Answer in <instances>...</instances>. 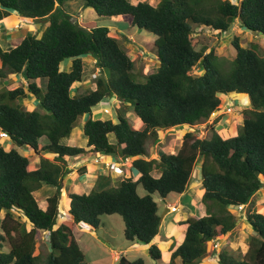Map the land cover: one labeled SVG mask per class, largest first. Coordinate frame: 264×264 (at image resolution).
<instances>
[{
    "label": "trees",
    "instance_id": "16d2710c",
    "mask_svg": "<svg viewBox=\"0 0 264 264\" xmlns=\"http://www.w3.org/2000/svg\"><path fill=\"white\" fill-rule=\"evenodd\" d=\"M67 1L0 0V20L16 13L46 25L40 36L30 32L10 49L0 44V79L22 74L27 81L0 86V130L8 132L15 144L6 149L0 141V213L6 210L11 216L17 210L32 225L28 230L26 223L12 226L3 221L0 264H87L73 226L98 228L102 217L112 214L122 218L126 240L147 244L151 257L161 261L162 251L154 242L161 225L157 199L184 192L200 159L205 213L184 221V239L169 264H199L211 257L214 241L241 222L232 210L241 204H247L245 219L253 231L249 248L245 253L230 247L220 250L218 264H264V212L251 207L256 193L264 189V53L256 44L243 46L234 36L235 53L227 61L214 46L196 48L192 38L195 25L227 31L236 19L246 30L264 36V0H160L157 5L84 0L99 16H121L132 27L155 35L160 64L153 72L141 74L142 79L122 40L95 21L73 20L65 8ZM88 55L100 70L90 81L95 88L74 87L84 81ZM67 60L69 69L63 66ZM198 66L203 72L194 75L192 70ZM38 79L46 80L45 92ZM232 92L250 98L237 135L222 137L215 129L217 117L210 135L199 138L187 131L176 153L162 152L158 159L151 156L149 145L159 140L160 129L193 127L209 119L221 108V95ZM28 94L40 99L43 110L28 108ZM108 94L127 103L142 126L137 128L120 111L116 121L110 116L94 118L93 108ZM79 122L87 147L63 142ZM17 146L31 149L39 166L34 168ZM91 151L132 158L141 175L115 183L109 174L100 175L98 186L90 192L68 194L67 218L59 222L70 160ZM155 168L161 171L159 177L152 174ZM44 184L55 187L46 209L35 196ZM140 187L145 193H140ZM38 243L45 248L36 253ZM117 264L146 262L122 255Z\"/></svg>",
    "mask_w": 264,
    "mask_h": 264
},
{
    "label": "rangeland",
    "instance_id": "374dc122",
    "mask_svg": "<svg viewBox=\"0 0 264 264\" xmlns=\"http://www.w3.org/2000/svg\"><path fill=\"white\" fill-rule=\"evenodd\" d=\"M131 1L133 3H138L139 1H148L151 4L157 5L160 0H131ZM232 1L240 3L241 0H232ZM65 8L67 9V11H69L72 14L73 20L77 21L80 24H84L85 22H88V21H95L98 25L109 27L111 29L110 34L121 39L124 45L126 46V49L129 55L132 57V59L135 62V72L137 75L140 76L138 77L139 79H142L141 74L146 75L150 72H153L159 66L160 61L157 58L156 48L154 47L155 35L149 32L148 30L140 29L137 26L132 27L128 23V21L124 20L122 17L113 18V17L99 16L91 6H85L84 0H68L67 3L65 4ZM18 18L21 20H18ZM5 20L7 21L10 28L8 26L7 28L4 24H0V44L2 45L3 48H7V49L8 47L12 45H16L18 41L21 40L22 37H24L26 34L30 32L36 33L38 36H40L46 27V25H44L43 22H38L34 19H30V18H26L22 16L19 17L18 14L16 13H13L9 17H6ZM234 36H238L240 38L241 44L243 46H249L250 44H256L258 45V48L260 49V51L264 53V36L256 34V33L254 34L253 32L246 30L244 27L241 26V23L238 19L234 21V24L227 31H218L210 27H206L202 25H195L194 31L192 33L193 42L196 48L199 49L203 46H208V47L214 46L218 55H220L221 58L227 61L231 60L235 53V49L233 45L231 44V41L234 38ZM94 63H95V59H93L92 56L88 55L84 57V69L86 71V75H85L84 81L81 84L80 83L75 84L74 87L79 86L80 88H86L87 86L90 85L95 88V85L93 84V82L91 83L90 81L94 80V74L95 75L100 74V70L99 68L94 67ZM63 64H64L63 65L64 68L67 69V66L68 65L70 66V60L65 61ZM202 72L203 70L199 66L195 67L192 70V73L194 75H200L202 74ZM15 75H17L20 78L24 77L22 74H15ZM13 80L14 81L18 80V78L10 79L8 82L9 83L14 82ZM1 81L5 82L6 80L0 79V83ZM8 82L6 81L2 85L5 87L7 85L6 83ZM24 82L27 83V81H24ZM37 84L40 86L43 92H45L46 80L38 79ZM75 91L76 90L73 89V92ZM227 95H228V98H227L228 101L230 102L231 106L235 110L232 113H228L229 116L225 117V119L227 120V119L233 118L234 116L237 119L236 116L240 115V112L242 113V116H243L242 108L243 106H245L244 97H246V99L247 98L250 99L249 96L247 94H241L238 92L229 93ZM28 96L29 98L31 97L30 94H28ZM222 101H223V107H226L227 105L226 101L224 100ZM26 104L29 105L28 102H26ZM34 104L36 106V109L43 110L42 106L40 105V99L38 97H35ZM112 104L114 105V107L110 108V112H106V113L107 115H111L113 118H115V120L118 116L117 115L118 111L123 112V114H125L127 117H129L128 114L130 112L134 113L133 109H131L130 107L128 108L127 103L120 102L121 107H118L116 104H114V102H112ZM101 105H102V108L109 106V104H104V102H102ZM221 112H223V110H221ZM215 118L216 117H210L209 119L203 120L201 123H198L193 127H190L188 125L186 126L182 125L178 129L176 127L175 129H172L170 132H168L167 135L166 134L163 135L162 133L163 135L162 138L164 137L163 139L164 141H166L165 143H163L165 147V148L163 147V149L165 151H168V153H171L173 150L175 151L178 150L180 147L179 142L182 139L181 143H183V139H184L183 137L187 131L193 132L194 137H199V138L202 136L204 137V136L210 135V132H211L210 126L211 124L212 125L214 124ZM131 119H133V117H131ZM226 123H227L226 121H223V123H217L216 125L214 124L216 127L215 129H217L219 131L218 133L221 134V136L224 138L232 137L231 134L225 135L224 132L222 131L223 128L226 126ZM241 123H243V120L238 122V124L236 123V125H239ZM80 124L81 122H79V124L75 126L70 136L63 140L64 143L87 147V143H86L87 138L83 134L82 126H80ZM137 126L140 128L142 125H140L139 123L137 124ZM171 136L175 137L174 141H172ZM114 139L115 138H113V140ZM176 139L178 140V142L176 141ZM162 146L163 145L162 144L160 145V143L157 141L153 144H150L149 149L152 153L157 154V155L159 154V157H160V151L162 150ZM17 148L20 150V152L30 157L33 162L34 157H36V154L33 151L25 147H21V146H17ZM76 157H73L70 160L69 167L71 171L68 173V175L64 179V188H63L64 193H63L62 198L68 197V194L72 192L80 193L79 187L81 184H83L82 182L84 181V178L86 179L89 178L87 174H84L86 172H82V168L84 166L83 164H80L81 163L80 158H78V156ZM94 161H95L94 159H90L89 161H85L83 163L91 169V167L93 166L92 163ZM94 186H98V180ZM65 187L67 190L65 189ZM54 190H55V187L45 184L44 188L38 191H35V195L39 201V204L43 206V202H44L43 197L44 196L47 197L48 194L51 195L54 192ZM90 190H92V188ZM139 191L141 194L145 193L142 187H140ZM84 192H86L85 189H84ZM63 199H65V201L67 202L66 198H63ZM61 203H62V200L60 202V205H61V208L64 209V204L62 205ZM245 207L246 206H244L243 209H240L237 206L235 207V209H237L239 213L242 210H244ZM251 207L252 209L264 212V189L256 193L253 199V202L251 204ZM6 212H7L6 210H2L0 213V231H2L1 225L4 220H6L7 223L12 226H16L17 224L19 226L20 223L21 224L26 223L27 229L28 230L31 229L32 227L31 223H29L26 220V218L21 212L17 210H12L11 216L7 215ZM189 212L190 214L197 215V213H195V211H193L192 209H190ZM64 214L65 213L62 212V215ZM114 216L119 217L122 221L120 222L121 225L125 227V224L122 218L118 214H114ZM198 216H201V215H198ZM171 220H175L174 215L168 216L165 219V222L167 223ZM162 234H164V230H162ZM252 235H253L252 229L248 227V225L245 222L241 221L233 229L231 234H229L228 232L225 236H221L220 240L214 241L213 247L215 250V255L218 254L220 250H223L226 247H230L236 252L245 253L247 249L249 248V243H250ZM44 238L46 239V236H44ZM119 239L118 237H116L115 241L118 242ZM163 239H166V238H163ZM124 241L126 243H130L126 239ZM137 243L139 245H143L141 242H137ZM110 247L118 248V245L114 246L110 244ZM44 248H45L44 244L38 243V248L36 250V253H39V251L41 250L43 251ZM86 256H87L86 257L87 264H111L113 255L110 250L104 248V249H98V250L94 249V251L87 252ZM127 256L130 257L131 259L142 257L144 258L146 264H155V263L164 264L162 260L160 261V260H156L152 258L148 249L147 250L145 249L143 250L142 248L132 249L130 253L127 254ZM212 259L206 258L201 264H218L217 258H214V260ZM112 264H115V263H112Z\"/></svg>",
    "mask_w": 264,
    "mask_h": 264
},
{
    "label": "crops",
    "instance_id": "0c3cea01",
    "mask_svg": "<svg viewBox=\"0 0 264 264\" xmlns=\"http://www.w3.org/2000/svg\"><path fill=\"white\" fill-rule=\"evenodd\" d=\"M19 17H21V16H19ZM119 17H121V16H119ZM5 18L0 20V24H4L6 27L7 26L9 27ZM30 19H32V18H30ZM18 20H21V19L18 18ZM23 38L24 37H22L21 40ZM21 40H19L16 45H18L21 42ZM16 45H12V46L8 47V49H10L11 47H14ZM5 49H7V48H5ZM69 68H70V66L68 65L67 69H69ZM15 78L16 79L18 78V79L25 81L24 77L20 78L17 75H12L6 81H9L10 79H15ZM5 82L1 81L0 84L2 85ZM232 93H234V92H232ZM221 98H222V100L226 101L227 105L230 104V102L227 99L228 98L227 94L221 95ZM26 99H25L26 100L25 102L29 103V105L27 104L28 108L29 109H35L36 108V106L34 104L35 96L32 95L30 98L28 96V97H26ZM103 102H104V104H109V105H113L112 102H114V104H116L118 107H121L120 101L115 97H113V98L107 97ZM109 102H111V103H109ZM101 104L102 103H100V105L93 108V117L94 118H104L106 116L112 117L111 115H107V114H105V112H103L104 107L102 108ZM244 105L245 106H243L242 111L244 108H247L250 106V99H248V98L246 99V97H244ZM33 107H35V108H33ZM128 116L130 117V119H131V117H133V119H131V120H133L134 125L137 128H139L137 126V124L140 123V125H142L141 119L139 117H136V115L134 113L130 112L128 114ZM227 116H229V115L224 114L222 117L218 118V123H223V121H226L227 122L226 126L223 128L222 131L224 132L225 135L231 134L233 137V136L237 135L238 127H239V125L242 124L241 123L239 125H236V123L238 124V122L243 120V116H242V113L240 112V115L236 116L237 119L234 116L233 117L234 119L230 118V119L226 120L225 117H227ZM240 116H242V117H240ZM113 119L115 120V118H113ZM180 127L181 126H177V129ZM175 128L176 127H172V128L165 129V130L164 129L159 130L160 138H159L158 142L160 143V145L161 144L163 145L160 153H162V152L168 153V151H165L163 149V147H164L163 143H165L166 141H164V139H163L164 137L162 138V136L164 134L167 135L168 132H170L172 129H175ZM162 133H163V135H162ZM113 138L114 137L111 135L110 139L112 141H115V139L113 140ZM174 138L175 137L171 136L172 141H174ZM0 140L3 142V145L6 149H10L12 146H15L13 141L10 139L1 138ZM176 141L178 142L177 139H176ZM181 142H182V139L179 142L180 147L182 145ZM86 143H87V140H86ZM178 150H176V151L173 150L171 153H176ZM150 153H151V156L153 158H157V159L159 158V154L158 155L154 154L151 151H150ZM78 158H80V161H81L80 164H83V166L86 167V171H85L86 173H84V174H87L89 176V178H87V179L84 178V181L82 182L83 184L80 185V187H79L80 193L84 192V189L86 190V193L91 191L90 189L94 187V185L96 184L100 174L101 175L109 174L114 183L119 181V180H122L124 177L130 176V175H132L134 180H137L141 175L140 171H138L133 166V159L132 158L122 159L120 157H115V156L108 155V154L106 155L104 153L103 154L102 153H95L92 151L88 152L86 154L80 155V156H78ZM76 159H77V157H76ZM90 159L95 160L92 163L93 166L91 167V169L83 163L85 161H89ZM35 160H36V162H35ZM38 161L39 160H38L37 156L34 157L33 162H32L34 168L39 166ZM201 166H202V160L200 159L197 162L196 167L194 168L191 179H190L186 189L184 190V192H182L180 194L179 193H171L164 200L157 199V201L159 202V205H160L161 225H160L159 233L156 236L154 242L159 246V248L162 251V261L164 262V264H169L170 257H171L173 250H175L181 244V242L184 239L185 232L187 229V224L184 223V221L186 219H188L190 216L196 215V214H190V212H189L190 209H192L193 211H195V213H197L196 216L203 215L205 213V207H204V204L202 201V197L204 194V188L202 186ZM152 174L155 177H159L161 175V171L159 169L155 168L152 171ZM44 185L42 188H44ZM65 189H66V187H65ZM63 193H64V191H63ZM49 196H50V194H48L47 197H45V196L43 197V200H44L43 206H45V207L40 205L42 208H45V209L47 208V205H48L47 199ZM63 198H66L67 202ZM63 198H62L61 204L62 205L64 204V209L61 208V211L65 214L62 215V212H61V218H60L59 222H61L67 218L66 210L69 208V205H70V198L69 197H63ZM245 206H246L245 209L242 210L241 212H239L238 214L242 218L241 221L246 223L247 221L245 219V212L247 211V204ZM232 210L238 212L237 209H235V208H233ZM162 212H163V214H162ZM171 215H174L175 220H171V221L166 223L165 219ZM102 220H103L102 224L98 228H93L87 224L86 225L74 224V226H73V232H74L82 250L84 251V253L86 255H87V252L94 251V249L98 250V249L106 248V249L110 250L112 255H113L111 264L112 263L116 264V262L118 261L120 256L125 255L126 257H128L127 254L130 253V251L132 249H141L142 248L143 250L148 249V251H149V246L147 244L142 243L143 245H139L136 241H128L130 243H126L124 241L125 240V239H123V238H125L124 237V227L121 225L120 222H122V221L119 217H115L114 214L105 215L104 217H102ZM247 225H248V227H250L249 224H247ZM120 229H121V231H120ZM162 230H164V234H162ZM102 231H104V232H102ZM232 231H230L229 234H231ZM225 235H223V236H225ZM116 237H118V239L120 237L118 242L115 241ZM163 238H166V239H163ZM217 240H220V237ZM110 244H112L114 246L118 245L119 249L116 247L111 248ZM141 246H143V247H141ZM128 258L131 259L130 257H128ZM214 258H217V256L215 255L213 257V255H212L211 257H208L207 259L214 260ZM205 259L206 258H204L203 261ZM201 263H199V264H201Z\"/></svg>",
    "mask_w": 264,
    "mask_h": 264
},
{
    "label": "built area",
    "instance_id": "2783aa9c",
    "mask_svg": "<svg viewBox=\"0 0 264 264\" xmlns=\"http://www.w3.org/2000/svg\"><path fill=\"white\" fill-rule=\"evenodd\" d=\"M222 110H223V112H221L220 109L213 111L211 113V117H220L223 114L232 113L235 109L231 106V104L230 105L228 104V105H226V107H222ZM0 137H3V138L8 137V133L5 131H0ZM244 206H245L244 204H241L238 206V208L243 209ZM214 256H215V254H214Z\"/></svg>",
    "mask_w": 264,
    "mask_h": 264
},
{
    "label": "clouds",
    "instance_id": "9594fccd",
    "mask_svg": "<svg viewBox=\"0 0 264 264\" xmlns=\"http://www.w3.org/2000/svg\"><path fill=\"white\" fill-rule=\"evenodd\" d=\"M67 3V2H66ZM116 17V16H115ZM114 18V17H113ZM96 75L94 74V77H95ZM25 79V78H24ZM19 80V79H18ZM21 80V79H20ZM23 81V80H22ZM25 81H26V79H25ZM93 84L95 85V83L93 82ZM88 87V86H87ZM93 87V86H92ZM94 88V87H93ZM32 96V95H31ZM107 97H110V98H113V97H115V96H109V94L107 95ZM106 97V98H107ZM105 98V99H106ZM116 98V97H115ZM104 99V100H105ZM118 99V98H117ZM104 100H102L101 102H99L98 103V105H100V103H102ZM119 100V99H118ZM221 100H222V98H221ZM120 101V100H119ZM121 102V101H120ZM109 103H111V102H109ZM97 105V106H98ZM114 105H109L108 107H104L103 108V112H105V114H107L106 112H110V108H112ZM96 107V106H95ZM221 108H220V110H222V107H223V101L221 102V106H220ZM109 114V113H108ZM118 115V114H117ZM224 115V114H223ZM223 115H221L220 117H222ZM220 117H218V118H220ZM217 118V117H216ZM0 131H4V130H0ZM6 132V131H5ZM8 133V132H7ZM1 138H3V137H0V139ZM6 138H9V135H8V137H5L4 139H6ZM1 141V140H0ZM31 150V149H30ZM244 205H246V204H244ZM239 206V205H238ZM237 207V206H236ZM247 212V211H246ZM44 236H46V238H47V235L46 234H44ZM215 254V253H214ZM213 254V255H214ZM216 256H218V254L216 255Z\"/></svg>",
    "mask_w": 264,
    "mask_h": 264
}]
</instances>
